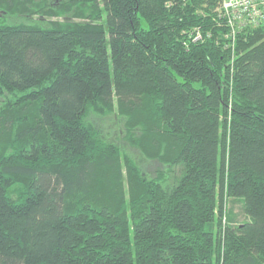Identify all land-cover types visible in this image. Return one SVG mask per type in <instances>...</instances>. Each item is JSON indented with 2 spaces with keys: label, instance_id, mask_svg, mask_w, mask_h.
Masks as SVG:
<instances>
[{
  "label": "trees",
  "instance_id": "16d2710c",
  "mask_svg": "<svg viewBox=\"0 0 264 264\" xmlns=\"http://www.w3.org/2000/svg\"><path fill=\"white\" fill-rule=\"evenodd\" d=\"M219 3L0 0V264H264V24Z\"/></svg>",
  "mask_w": 264,
  "mask_h": 264
},
{
  "label": "built area",
  "instance_id": "2783aa9c",
  "mask_svg": "<svg viewBox=\"0 0 264 264\" xmlns=\"http://www.w3.org/2000/svg\"><path fill=\"white\" fill-rule=\"evenodd\" d=\"M216 10L218 16L225 18L230 25V31H227L226 36L231 37L232 45L235 43L237 30L264 24V0H220ZM191 34L194 40L203 38V33L199 28ZM223 217L225 224L226 215L224 214Z\"/></svg>",
  "mask_w": 264,
  "mask_h": 264
},
{
  "label": "rangeland",
  "instance_id": "374dc122",
  "mask_svg": "<svg viewBox=\"0 0 264 264\" xmlns=\"http://www.w3.org/2000/svg\"><path fill=\"white\" fill-rule=\"evenodd\" d=\"M91 117L93 118V120L95 119L98 127L101 129L102 134L105 135L106 138L118 142L123 150H127L135 157H138L137 159L140 160V164L142 163V165L145 166L146 169L150 168L153 165V161L148 160L146 157H142L138 148L131 146L125 139H121L122 125L120 116L117 112H114L107 116H97L92 114ZM234 211L238 213L239 219L244 218L241 204L237 202L234 203Z\"/></svg>",
  "mask_w": 264,
  "mask_h": 264
}]
</instances>
